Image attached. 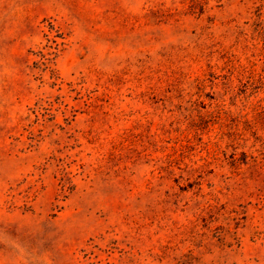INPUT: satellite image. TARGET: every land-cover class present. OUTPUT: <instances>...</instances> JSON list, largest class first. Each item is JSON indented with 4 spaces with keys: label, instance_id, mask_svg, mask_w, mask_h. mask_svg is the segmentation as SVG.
<instances>
[{
    "label": "rangeland",
    "instance_id": "rangeland-1",
    "mask_svg": "<svg viewBox=\"0 0 264 264\" xmlns=\"http://www.w3.org/2000/svg\"><path fill=\"white\" fill-rule=\"evenodd\" d=\"M0 264H264V0H0Z\"/></svg>",
    "mask_w": 264,
    "mask_h": 264
}]
</instances>
